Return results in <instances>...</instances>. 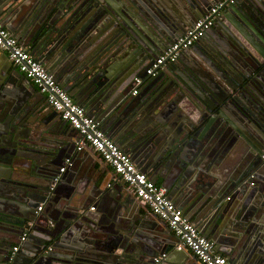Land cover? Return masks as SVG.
I'll list each match as a JSON object with an SVG mask.
<instances>
[{"label": "water", "instance_id": "water-1", "mask_svg": "<svg viewBox=\"0 0 264 264\" xmlns=\"http://www.w3.org/2000/svg\"><path fill=\"white\" fill-rule=\"evenodd\" d=\"M2 1L6 0H0V5ZM7 1L6 11L18 6L19 0ZM39 2L36 13L30 15V23L20 32L28 39L25 42L21 38L22 46L36 43L45 55L51 51L56 60L63 61L62 75H69L74 89L82 91V100L88 102L95 119L101 125L111 126V133L115 132L113 135L119 145H125L134 163L141 157L148 161L146 165L150 169L163 170L166 178L174 176L181 181L191 177L196 180L197 176L201 180L205 178L204 188L187 184L184 200L179 206L185 215L195 213L199 232L205 238L210 235L217 244L225 232L236 231L237 235L231 239L234 244L227 242L230 250L223 254L230 264H240L243 246L237 247L241 235L247 238L253 224L264 217V180L256 173H251L254 178L249 179L250 174L242 169L234 171L223 167L222 171V163L241 156L250 163L254 161V165L264 164L260 160L264 152V148L260 150L261 140L244 135L254 127L264 129V49L254 42L250 46L239 44L231 27L243 35L245 28L257 33L264 46V22L257 21V18L264 20V4L258 7L257 0H241L226 6L213 24V28L222 34L220 38H215L209 29L201 43L182 52L176 62L162 70V77L157 75L148 79L145 70L150 61L203 17L211 7L209 0ZM241 3L250 7L243 9ZM226 12L237 13L240 19L227 18L230 22L227 24L223 18ZM210 36L214 38L211 40ZM244 37L248 38L246 34ZM230 47H236L237 51ZM195 48H204V56L198 57ZM242 55H250L257 66L248 69L249 66L241 61ZM182 66L186 70L181 71ZM215 67L225 76L224 87L217 83ZM181 72H186L187 77ZM135 78L142 79L141 87L147 82L152 84L151 91H142L136 104L133 98L138 94L131 95ZM25 82L28 81L12 66L4 51H0V264H84L80 262H87V258L82 257L84 250H65L63 237L67 229L64 220L70 214L56 209L59 219L54 228L48 224L50 221L43 211L37 212L40 205L43 209L44 204L57 200L55 187L50 190L55 177L72 186L73 177L68 173L72 172V166L67 167L69 171L65 175L60 174L59 169L65 159L71 158L75 143L64 126L49 117L44 107L41 109L39 99L27 90ZM30 88L47 106L44 96L33 86ZM176 88L183 92L192 90L188 94L195 103L204 102L206 107L201 114L207 116V121L197 135L184 134L180 142L158 144L159 125H162L158 113L176 109L173 93ZM70 89L69 95L80 104L75 91ZM185 115L188 118L189 115ZM207 129L211 136L204 149L209 156L206 163L197 165L200 151L196 152L194 144L199 143L201 134ZM227 131L230 134L223 139ZM252 150L253 156L248 158L246 155ZM82 152L78 151L79 154ZM178 159L180 162L176 164ZM81 180L77 181L81 183ZM106 183L101 185L102 191ZM164 188L168 191L166 186ZM229 193L235 194L231 202H227L231 200L228 197L225 201ZM126 220L119 226L118 234H113L114 251H119L123 264L129 261L154 264V258L166 251L165 248L159 250L148 245L146 221ZM28 221L33 222L32 230L18 252L12 254V247L19 244ZM160 222L170 234L166 224ZM242 229V234H238ZM174 246L175 243H171L170 247ZM109 250L111 248L104 246L106 252H101L107 254ZM166 260L160 264H165ZM87 263L121 264L92 259Z\"/></svg>", "mask_w": 264, "mask_h": 264}, {"label": "crops", "instance_id": "crops-1", "mask_svg": "<svg viewBox=\"0 0 264 264\" xmlns=\"http://www.w3.org/2000/svg\"><path fill=\"white\" fill-rule=\"evenodd\" d=\"M209 1H210V6H213L214 3H218L221 0H216V1L209 0ZM7 3H8L7 0L1 2L0 22L3 24L4 28L20 43V45H23V41H21L22 40L21 38L24 37H22L20 32L22 28L26 29L27 25L30 23V19H29L30 15L36 13L37 6L39 5L40 2L39 0H19L17 2L18 6L15 9L6 11L8 5ZM241 7L243 9H247L248 6L241 3ZM222 11L220 13H223ZM236 14L232 15L226 12L224 13L223 18L225 19V22L229 24L230 23L228 21L229 18L232 20L240 19ZM29 28L32 29V27ZM29 28L27 30H30ZM211 32L214 34L215 38L217 37L220 38V36L222 35L219 32V29L212 28ZM231 33H233L238 43L241 45L250 46L251 45L250 43L254 42L255 44L258 43V45L264 49L263 42L261 41L262 38L257 33L256 34L253 33L248 28L243 30V33L244 35L246 34V36H248L250 40L248 38L246 39L243 34L239 33L234 28L231 29ZM214 37L210 36L211 40ZM24 40L26 42L28 40L27 37L24 38ZM206 45H208V43H206ZM25 48L28 50V52L34 59L41 61L47 72L54 77V79L68 94H69V89L71 87V89H73V92L74 91L76 92V93L74 92V94L77 95V99L80 102V104L78 105L84 108V110L89 116L95 118V116L89 111L88 102L87 101L83 102L82 100V95H83L82 91H80V89H74L75 85L72 84L69 75L67 74L62 75L63 61L59 62L58 60H56V58L53 57V54H51V51L45 55L43 48H41L39 45H36V43H30L28 46H25ZM230 48L233 51L236 49V47H230ZM195 49H196V55H198V57L204 56L203 54L205 50L204 48H200V49L195 48ZM252 50L255 53L256 50L254 51L253 46H252ZM4 53L8 57V52L4 51ZM258 58L260 57L258 56ZM185 60L187 59H184V61ZM254 60L255 59L252 58L250 55L248 56L242 55L241 57L242 63L249 66L248 69H254L257 66V63ZM188 61L189 59L187 60V62ZM212 67H214V65H212ZM183 70H186L184 66L181 67V71ZM213 72L218 77L217 79L218 85L224 87L226 84V80L224 78L225 76H223L220 70L216 67L213 70ZM185 73H182V75H184L186 78L187 76L185 75ZM58 75L60 76L58 77ZM162 76L163 75H160L159 77ZM159 77L157 79H159ZM149 83L150 82H147L142 87H140L138 95L133 98L134 104H136L137 101H139V99L141 98L142 91H148V93L151 91L152 84ZM188 83H190L193 87L198 89V87L193 85L192 82L188 81ZM24 86L27 88L29 92H31V94H33L35 97H37V99H39V102L41 103V109L44 107L49 117L53 118L54 120L58 121L62 126H64V129H66L70 134V139L75 143L74 145L75 147L71 151L72 159L71 158L69 159V161L71 162L70 166H72L73 168L72 172L71 170L69 171V169H66L62 173L63 175H65L69 171L68 172L69 175L73 177V179L71 180L73 187L69 185L70 182L65 183L59 180L58 184L54 186L55 187L54 190L57 191V197H58L57 200H55L56 202L54 201L52 204L50 202L47 205L44 204L42 209L44 215L48 219V222L49 221L50 223L52 222L50 227H53L54 224H57V220L59 219L56 209H61L62 212L67 211L70 214L67 216L65 215L66 219L64 220L66 224L65 229H67L65 236L63 237L64 240H66V246H67L65 250H84V254L82 257H84L85 259L87 258L88 260L89 259L100 260L108 263L121 262V264H123L122 262L124 259H122L121 257L119 258L118 255L119 251L118 250L117 252L114 251L113 246H115L116 243H115V238H113V234L114 233L118 234V232L120 231L119 226H121L122 223L127 221L126 219L128 220L140 219L146 221V225H148L149 227V229L147 230L148 232L146 238L148 245H150V247L152 248L155 247L154 249L165 248L164 250L166 251L163 252L166 254V259H167L165 264H199L191 253H187V252L178 253L174 251L173 247L172 248L170 247L171 243H175V239L172 236H170L171 233L169 234L168 230L161 224V222L158 219H156L154 216H152L149 210L139 202V200L134 196L131 188L126 184L118 183L115 180V176L112 173V171L103 162H101V160L95 154L90 153L88 151H83L82 153L79 154L78 151L76 150V144L80 136L76 134L74 130H72L63 122H61L55 116V114L45 105L44 101H42L40 98H38V96H36L37 95L36 92L31 90L30 88V86H33L32 84L30 83L28 84V82L26 84L25 82ZM215 89H218V93L222 95V91L220 90V88L217 87ZM181 91L178 88L174 89L173 91L175 97L174 102H176V106H177L176 109H174L173 111L169 110L170 111L169 113H168V109L167 110L165 109L164 111L158 113L159 121L162 124L159 125L161 132L157 139L158 144H162L164 143V141L180 142L182 135L184 134L186 135L192 133L193 135H197L200 127L203 126L207 121L206 119L207 116L205 114L204 115L201 114V110L206 107V105H204V102L200 103L199 105L196 104L194 99L190 97L191 96L190 92L192 90H189L190 92L189 91L181 92ZM185 113L189 115L188 118L185 115ZM195 120L197 122H195ZM100 127L131 158V154L129 153L125 145L121 146L118 144L119 141H117V139H115V135H113V133L115 132L112 131L111 133L110 131L111 126H107L105 124L101 125L100 123ZM185 127H187V129H185ZM208 130L209 129H207V131L206 130L203 131V133L201 134V139L198 141L199 143L194 144V147H196V152L200 151L198 158L199 162L197 163V165L206 163L205 162L206 158L209 156L208 152L204 149L205 145L209 144L208 141L211 136L210 130L209 131ZM228 134H230V131H227L225 133L223 139ZM247 134L253 135L256 139H259V141L261 140L260 147L261 146L262 147L260 148V150L264 148L263 127L251 128L250 130L244 133V135ZM232 135L233 134L231 133V136ZM258 136L259 138H257ZM233 141L234 139L232 136V142ZM199 145H200V149H199ZM215 148L216 147H214V149ZM214 149L213 152L215 151ZM253 153L254 151L252 150L246 156L248 158L252 157ZM240 157L241 156L234 157L232 159H228L227 161L223 162L222 171H223V167L231 168V170L235 169L234 171H238L239 169H242L243 172L247 173V175L251 173H256L257 175H259L260 178L264 180V164L254 165L252 164L254 161L250 163ZM131 160L133 161V158H131ZM251 160L252 159H250V161ZM135 161H136L135 163L133 162L134 164L137 163V165L135 166L140 171L144 172L149 177V179H151L155 184L163 187L166 186L168 188L167 195L169 199L179 209H181L182 212L183 209L179 206V204L181 201L184 200V196H185L184 194L185 191L187 190V184H189L193 188H196L198 186H200L201 188L205 187L206 184L205 178L201 180L197 176L196 180L191 177L188 180L182 179V181L181 179H176V177L172 175H171L172 177L166 178V173L163 170H160L159 168H157L156 170L150 169V167L146 165L148 162L147 160H144L143 158L139 157L136 158ZM64 162L61 163L60 168L64 166L63 165ZM179 162L180 161L178 159V162L176 164H178ZM222 171H220V173L223 175V177H225L224 176L225 173H223ZM78 179H82L81 183L77 181ZM104 181L107 183L103 186L105 190L102 191L100 187L104 183ZM108 184H110L109 187L107 186ZM104 193H107L105 197H103ZM62 196L65 197L61 199ZM234 196H235L234 193H229L225 197V201H227L226 198L228 197L231 198V200L227 202H231ZM183 214L185 215L184 212ZM185 217L190 222H192L198 229V223L195 222L197 220L195 213H193L190 216L185 215ZM41 222H43V220H41ZM231 231L228 230V232H225L220 237L221 238L220 240L222 242L218 241V244L212 241L210 235H208V237L206 238L212 241L216 245V248L220 254L225 256V254L223 253L225 251L230 250L227 245L228 244L227 242L230 241V244H234L231 239H233V235H237L236 231H235L236 233ZM242 232L243 229L238 234H242ZM36 233L38 235H41L39 232ZM153 239H155V241ZM243 240H245L244 244L242 243ZM159 242L161 244H159ZM239 242L240 243L238 244L237 248H239L240 244L241 246H243V252L242 254H240L241 255L239 261L240 264H264V217H262L259 220V222L253 224L252 231L249 234V236H247V238L244 235H241ZM104 246L106 247V249L111 248V250H109V253L107 252L106 254L101 252L104 251ZM87 259L86 261L88 262ZM80 262L84 264H88L87 262H83V261ZM130 262L133 261L126 262V264H132Z\"/></svg>", "mask_w": 264, "mask_h": 264}, {"label": "built area", "instance_id": "built-area-1", "mask_svg": "<svg viewBox=\"0 0 264 264\" xmlns=\"http://www.w3.org/2000/svg\"><path fill=\"white\" fill-rule=\"evenodd\" d=\"M237 0H221L206 10L191 28L174 43L169 45L158 57L152 59L145 70V76L153 78L166 64L174 63L180 54L202 39L213 26L219 12L226 6L234 5ZM0 51L8 52V60L34 88L44 96L47 107L55 116L77 132L80 136L77 151H88L95 154L114 174L118 183L128 185L134 196L149 210L156 219L164 222L175 239L174 249L178 252H189L199 264H230L227 257L220 254L212 241L205 238L196 226L190 222L182 210L171 202L164 187L155 184L140 171L131 158L102 130L100 123L89 116L84 108L76 104L70 95L59 85L54 77L47 72L41 61L34 59L28 50L4 28L0 22ZM141 78L134 79V89L131 95L138 94L142 85ZM264 162V152L260 155ZM71 165L69 159L59 169L62 174ZM253 174L249 179H253ZM55 177L50 190L58 183ZM252 186L253 183H250ZM108 187L110 184L107 185ZM42 211V205L37 212ZM49 225L51 223L49 222ZM33 227L28 221L19 239V244L12 248V254L18 252L20 244L24 243ZM166 259L162 253L154 258V264H160Z\"/></svg>", "mask_w": 264, "mask_h": 264}, {"label": "flooded vegetation", "instance_id": "flooded-vegetation-1", "mask_svg": "<svg viewBox=\"0 0 264 264\" xmlns=\"http://www.w3.org/2000/svg\"><path fill=\"white\" fill-rule=\"evenodd\" d=\"M238 2L240 1V0H237ZM236 3V2H235ZM262 3V4H261ZM264 4V0H257V2H256V5L259 7V6H261V5H263ZM235 5V4H234ZM253 5H255L254 3H253ZM233 6V5H232ZM248 6V8L250 7V5H247ZM256 14V12L254 11V15ZM233 15V14H232ZM255 18H257L256 17V15H255ZM235 21V20H234ZM257 21L258 22H260V23H263L264 22V20L262 19V18H260V19H258L257 18ZM231 27V26H230ZM213 28V26L210 28V29H212ZM231 29H233L232 27H231ZM242 30H243V28H241ZM246 29V28H245ZM236 30V29H235ZM206 34V33H205ZM205 36V35H204ZM204 38V37H203ZM202 38V39H203ZM202 39H200L197 43H201L202 42ZM197 43H195L194 45H192L191 47H193V46H195ZM190 47V48H191ZM189 49V48H188ZM187 49V50H188ZM181 55V54H180ZM168 64H166L165 66H164V68L167 66ZM163 68V69H164ZM162 69V70H163ZM162 70L157 74V75H160V73L162 72ZM185 75L187 76V74L185 73ZM184 76V75H183ZM185 77V76H184ZM13 248V247H12Z\"/></svg>", "mask_w": 264, "mask_h": 264}]
</instances>
